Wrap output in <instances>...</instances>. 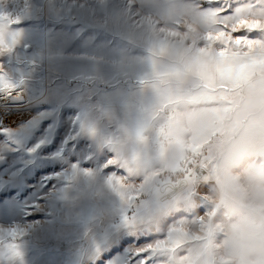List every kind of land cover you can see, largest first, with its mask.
Here are the masks:
<instances>
[{"label": "rangeland", "instance_id": "374dc122", "mask_svg": "<svg viewBox=\"0 0 264 264\" xmlns=\"http://www.w3.org/2000/svg\"><path fill=\"white\" fill-rule=\"evenodd\" d=\"M229 2L234 11L252 0ZM143 4L0 0V16L17 21L16 43L0 50V75L15 86L0 89V264H140L136 253L156 239L126 223L107 146L134 114L146 53L132 30ZM232 43L240 50L220 55L247 59L222 71L232 83L221 88L261 62L264 43Z\"/></svg>", "mask_w": 264, "mask_h": 264}, {"label": "clouds", "instance_id": "9594fccd", "mask_svg": "<svg viewBox=\"0 0 264 264\" xmlns=\"http://www.w3.org/2000/svg\"><path fill=\"white\" fill-rule=\"evenodd\" d=\"M229 6L144 0L133 27L145 70L131 121L107 146L126 223L156 237L140 264H264V64L220 87L247 59L220 55L240 50L220 23ZM242 6L264 24V0Z\"/></svg>", "mask_w": 264, "mask_h": 264}, {"label": "snow or ice", "instance_id": "6c2138e0", "mask_svg": "<svg viewBox=\"0 0 264 264\" xmlns=\"http://www.w3.org/2000/svg\"><path fill=\"white\" fill-rule=\"evenodd\" d=\"M210 3H216L222 5L224 0H209ZM260 2V0H258ZM245 12L243 6L235 7L232 10V5L227 8V11L223 13L225 19L220 23L224 26V32L231 31L237 34L236 42L247 41L249 44H260L261 42L252 36L257 29L264 31V24H261L257 20H250L244 18L242 13ZM17 21L11 19L7 16H0V50L8 49L11 50V46L16 43V35L9 31L12 24ZM223 34V33H222ZM2 68V66H0ZM14 85L7 83L5 76L0 75V89L12 90ZM110 163V162H109ZM13 236L16 235L15 232L12 233ZM15 252V246H10ZM19 255V253H15Z\"/></svg>", "mask_w": 264, "mask_h": 264}, {"label": "bare ground", "instance_id": "6f19581e", "mask_svg": "<svg viewBox=\"0 0 264 264\" xmlns=\"http://www.w3.org/2000/svg\"><path fill=\"white\" fill-rule=\"evenodd\" d=\"M4 119H5V121L11 122V123L15 121V120L12 121V118L11 117H5L4 116Z\"/></svg>", "mask_w": 264, "mask_h": 264}, {"label": "crops", "instance_id": "0c3cea01", "mask_svg": "<svg viewBox=\"0 0 264 264\" xmlns=\"http://www.w3.org/2000/svg\"><path fill=\"white\" fill-rule=\"evenodd\" d=\"M263 56H264V55H262V56L259 58V59L261 60L260 64H264V63H263V62H264ZM248 77H249V75L245 77V80H246ZM2 98H3V97H2Z\"/></svg>", "mask_w": 264, "mask_h": 264}]
</instances>
